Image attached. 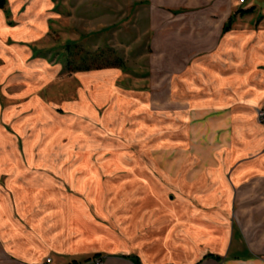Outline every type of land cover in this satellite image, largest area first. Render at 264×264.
<instances>
[{
  "label": "crops",
  "instance_id": "0c3cea01",
  "mask_svg": "<svg viewBox=\"0 0 264 264\" xmlns=\"http://www.w3.org/2000/svg\"><path fill=\"white\" fill-rule=\"evenodd\" d=\"M137 1L153 46L159 42L166 55L192 61L176 74L175 94L199 93L188 83L199 74L220 84L209 92L224 95L222 105L208 104L227 109V125L238 127L229 134L230 148L226 143L209 153L213 164L196 155L191 165L176 166L171 184H162L175 188L174 197L147 181L141 198H113L108 209L104 176L96 175L102 168L86 169L80 182L65 187L40 181L36 153L7 148L10 137L19 140L24 132L20 110L39 101L36 85L29 89L31 101L8 107L2 84L15 71H27L28 63L49 69L41 43L69 3L8 0L0 8V264H38L47 256L54 264H136L130 255L142 264H264V125L255 122V110L264 106V0ZM111 5L123 7L119 0ZM205 105L189 100L181 115ZM244 125L256 129L247 133ZM249 187L255 193L250 198ZM96 253L102 256L93 258Z\"/></svg>",
  "mask_w": 264,
  "mask_h": 264
},
{
  "label": "rangeland",
  "instance_id": "374dc122",
  "mask_svg": "<svg viewBox=\"0 0 264 264\" xmlns=\"http://www.w3.org/2000/svg\"><path fill=\"white\" fill-rule=\"evenodd\" d=\"M58 1L69 4L53 19L50 39L41 43V56L51 60L49 69L28 63L27 71H15L2 84L8 107L31 101L29 89L36 85L32 89L36 88L39 101L20 110L17 116L22 118L24 132L19 140L15 134L10 137L7 148L33 150L39 160L40 181L65 187L71 181L80 182L86 169L90 173L97 172L95 167L102 168V174L96 175L104 176L103 201L109 203L108 209L113 198L129 194L141 198L143 182L164 189L162 184H171L176 166L191 165L196 155L213 164L215 159L209 153L223 149L226 143L230 148L229 134L238 127L227 125V109L216 110L208 104H221L218 99L224 95L214 98L209 92L213 86L219 89V83L199 74L188 79L199 93L176 95V74L186 71L192 61L181 63L174 55H166L159 42L153 46L148 22L134 0H119L123 5L119 11L112 7V0ZM69 41L90 51L111 48L124 59L126 68L68 71ZM74 59L80 63L79 57ZM189 100L206 105L184 109L181 115L180 106ZM259 110L264 106L255 110V122L264 125ZM37 113L38 119L33 118ZM242 128L247 133L256 129L251 125ZM8 130L14 131V121ZM165 189L166 197L175 196L173 186ZM247 196H255L251 187ZM97 260L96 264L103 262Z\"/></svg>",
  "mask_w": 264,
  "mask_h": 264
},
{
  "label": "trees",
  "instance_id": "16d2710c",
  "mask_svg": "<svg viewBox=\"0 0 264 264\" xmlns=\"http://www.w3.org/2000/svg\"><path fill=\"white\" fill-rule=\"evenodd\" d=\"M8 0H0V8H6ZM249 10H243L239 9L238 12L245 13ZM237 13L231 15V17L228 19V21L225 23L223 28V33L227 32L233 22L235 21ZM66 49L68 52V58L66 60V68L68 71H79V70H91V69H100L103 67H109V66H115L120 68H126L125 67V61L120 56L116 55L115 50L111 48L107 49H100L95 51L85 50L83 47H81L77 41H69L66 43ZM111 54H114V58L111 59ZM116 55V56H115ZM80 59V63H77V59ZM104 60V61H101ZM101 253H96L93 255V258L95 257H101ZM126 256V255H125ZM131 258L136 264H142L140 259L137 256H126ZM91 260V258H86L83 261H74V263H80V262H86ZM103 261V259H101Z\"/></svg>",
  "mask_w": 264,
  "mask_h": 264
},
{
  "label": "built area",
  "instance_id": "2783aa9c",
  "mask_svg": "<svg viewBox=\"0 0 264 264\" xmlns=\"http://www.w3.org/2000/svg\"><path fill=\"white\" fill-rule=\"evenodd\" d=\"M247 0H239V5H243L246 3ZM258 117L260 121L264 122V110H259ZM100 259L97 260L100 263ZM38 264H54V259L51 256L46 257L43 261L39 262Z\"/></svg>",
  "mask_w": 264,
  "mask_h": 264
}]
</instances>
